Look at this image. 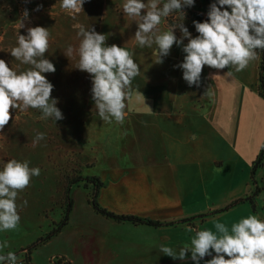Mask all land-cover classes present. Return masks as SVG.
<instances>
[{"label": "crops", "instance_id": "1", "mask_svg": "<svg viewBox=\"0 0 264 264\" xmlns=\"http://www.w3.org/2000/svg\"><path fill=\"white\" fill-rule=\"evenodd\" d=\"M5 1L0 0L3 7ZM123 2L109 0L91 22L97 32L108 36L107 44L115 43L134 53L140 74L132 87L144 97L128 105L123 124L113 121L103 129V137L98 139L99 144L102 142L98 151L103 154L95 158L104 164L103 171L74 179L77 183L65 185L59 192L62 201L56 205L62 204L58 210L63 211L58 213L56 209L52 220L61 221L68 201V223L32 252L33 264H53L56 257H64L70 264H193L190 255L185 261L173 260L159 247L165 245L178 251L194 235L185 226L215 231V222L230 228L249 215L264 219V169L254 176L261 188L257 196L252 180L253 164L264 144V97L260 94L264 52L244 71L230 69L232 76L224 69L210 79L209 74L216 70L205 67L200 87H189L182 70L174 67L183 60L182 49L174 45L163 63H156L155 45L141 48L136 44L137 25L123 14ZM89 6L83 5L84 11L76 16L75 24L68 14H64L63 21L70 24V29H77L74 25L78 22L87 28L90 19L84 13ZM200 6L201 0H195L193 7ZM5 17L0 12V32L8 26ZM56 19L52 18L50 26L55 27ZM160 28H168L164 19ZM176 35L179 38L180 33ZM10 41L6 32L2 43L9 48ZM209 88L212 96L206 94ZM128 132L134 137H125ZM94 191L102 209L163 225L136 226L97 214L88 199ZM244 198H253L255 210L250 202H244L204 221L199 219ZM190 219L191 225L181 223ZM35 236L38 239L41 233Z\"/></svg>", "mask_w": 264, "mask_h": 264}, {"label": "clouds", "instance_id": "2", "mask_svg": "<svg viewBox=\"0 0 264 264\" xmlns=\"http://www.w3.org/2000/svg\"><path fill=\"white\" fill-rule=\"evenodd\" d=\"M31 0H25L29 3ZM87 0H60V8L72 19L83 10ZM195 5V0H124L122 12L132 18L137 25L134 33L136 44L152 48L155 45L157 60L170 55L173 46L180 47L184 53L181 63L174 67L182 70V78L189 87H200L204 68L216 70L210 73L215 79L219 73L233 75L244 71L252 61L264 52V0H214L209 5L204 21L193 20L197 35L193 36L184 25L171 24L161 30L162 20L178 12L185 18V8ZM38 5L34 11H40ZM29 20L27 9L23 11L21 27ZM78 29V47L68 45L64 55L77 59L76 68L91 78V99L100 119L106 123L115 121L123 124L126 108L133 99L140 100L143 94L134 90L133 80L140 74V66L134 60V53L115 43L107 44L108 36L99 33L94 27L83 24L74 25ZM179 30V38L176 35ZM27 35L19 34L16 46L10 50L11 56L25 70L17 71L0 59V132L13 121V112L28 109L39 110L41 119H64L57 107L58 99L53 98L54 85L46 73H55L56 67L46 58L49 51L51 32L44 26H29ZM187 40V43L184 41ZM206 94L212 96L211 89ZM144 97V96H143ZM45 139V133L37 132L33 147ZM30 161L10 159L0 167V232L14 231L18 228L21 216L19 209L27 206L17 204L18 194L24 191L33 177L40 175L38 167H30ZM211 229H194L185 226L188 233H194L175 250L161 245L159 251L173 260L193 264H264V219L258 215L241 218L229 228L221 222L214 223ZM9 247V242H0V253ZM207 258V259H206ZM0 264H18V256L13 251L0 254Z\"/></svg>", "mask_w": 264, "mask_h": 264}, {"label": "rangeland", "instance_id": "3", "mask_svg": "<svg viewBox=\"0 0 264 264\" xmlns=\"http://www.w3.org/2000/svg\"><path fill=\"white\" fill-rule=\"evenodd\" d=\"M108 1L87 0L85 7L91 5L89 6L91 9L89 10L88 7L84 13L85 17L90 19L87 28L95 26L91 22L92 18L94 19L93 16H96L97 11L101 12L103 4H107ZM163 2L164 0L161 4ZM2 4H0V12L6 16L8 26L0 32V58L9 62V66L14 70L21 71L28 67L20 64L9 53L15 46L18 35H27L26 29L29 26L39 25L49 28L51 38L46 58L54 63L56 72L45 75L54 85L52 96L58 99L57 107L61 109L64 116V119L55 121L51 118L41 119L42 113L36 109L16 110L13 112V121H10L3 132H0V167L4 161L17 159L18 161L28 160L30 167L40 169V175L33 177L30 185L18 194V205L27 201V206L19 209L21 221L18 228L14 231L0 232V242L4 240L9 242V247L0 254L13 251L17 254L18 261H24L23 256L28 249L38 244L39 240L48 235L58 224L53 223L52 219L57 213L55 210L63 208L62 204L56 205L58 201H62L59 199L61 195L59 192L64 189L63 187L81 176L91 177L99 174L105 168L102 161L98 163L95 158L103 154L100 150L98 151V146L102 144V142L99 144L98 139H102L103 129L107 128L108 123L100 119L94 107L91 99L90 76L76 68L78 58L75 55L72 58L64 55L68 45L78 47L79 38L77 37L78 29H70V24L64 22V14L68 13L60 8V0H31L29 3H25V0H7L6 7ZM38 5H42V9L34 11ZM25 9L29 12V20L24 21L25 26L21 27ZM188 9L206 18L209 6L201 0L200 7ZM61 12L62 17L59 18ZM54 17L57 18L55 27L50 26ZM164 20L166 23L168 20L174 24L184 23L193 36L197 35L195 29L189 26L190 19L184 18L181 13H172ZM72 21L75 24L76 20L72 19ZM6 32L11 40L9 48L2 43ZM37 132L45 133V139L33 147L32 141ZM140 133L138 135L143 142L144 136ZM125 137L130 139L134 135L128 132ZM50 195L51 199H43ZM38 202L41 203L40 207L37 205ZM61 211L63 210H58V213ZM42 230L44 232H41ZM39 233L41 237L37 239L35 235ZM22 246L29 247L20 250Z\"/></svg>", "mask_w": 264, "mask_h": 264}, {"label": "trees", "instance_id": "4", "mask_svg": "<svg viewBox=\"0 0 264 264\" xmlns=\"http://www.w3.org/2000/svg\"><path fill=\"white\" fill-rule=\"evenodd\" d=\"M203 2L206 3L207 6H209L211 4L210 0H203ZM184 11L186 13L185 18L190 19L189 26L192 29H195L194 25L192 23L193 20H197V21L202 22L207 18V17L204 18L201 14L194 13V12L192 13L188 8H185ZM174 13H178V12H174ZM167 23H168V26H170L171 24H174V22H172L170 20H168ZM260 94L264 97V57H263V60L261 62V66H260ZM259 169H264V144L262 146V149H261V152H260L258 158L256 159V161L253 164L252 180H253V183L256 185V190L254 193L255 196H257L261 192V188L259 187V185L254 180L255 173ZM92 181H95V184L99 186V183L96 181V179H93ZM71 183L75 184V183H77V181L73 180ZM261 183H264V177L262 178ZM96 196H97V194L95 191L92 194H88V199H89L90 205L92 206V208L94 209V211L97 214H100V215H102L108 219L114 220L116 222H128V223H131V224L136 225V226L137 225H147V226H152V227L157 228V227H160L163 225V224H160L158 222H153V221L146 220V219H140V218H137L134 216H119V215H116L110 211L102 209L96 201ZM244 202H250L252 204L254 210H255V205H253V198H244V199H240V200L232 202L231 204H229L228 206H226L225 208H223L221 210L202 215L199 217V219L201 221H204L205 219H207L209 217H213L217 214L226 212V211H228V210H230V209H232V208H234V207H236V206H238ZM69 203H71V200H69ZM65 207H66V209L63 212L62 219L58 224H56L55 228L52 229L48 235H46L45 237L40 239L38 244L32 245L28 249V251L24 254V256H23L24 261H22L23 264H33L32 259H31L32 252L34 250H36L38 247H40L41 245H43L45 242H47V241L51 240L53 237H55L67 225L68 220H69V214L71 211V206H70V204H67ZM192 221H193V219H190V220H185L181 223L191 225ZM167 225H173V224H167ZM53 264H70V262L67 261L64 257H56L53 260Z\"/></svg>", "mask_w": 264, "mask_h": 264}, {"label": "built area", "instance_id": "5", "mask_svg": "<svg viewBox=\"0 0 264 264\" xmlns=\"http://www.w3.org/2000/svg\"><path fill=\"white\" fill-rule=\"evenodd\" d=\"M18 264H22V262H18Z\"/></svg>", "mask_w": 264, "mask_h": 264}]
</instances>
